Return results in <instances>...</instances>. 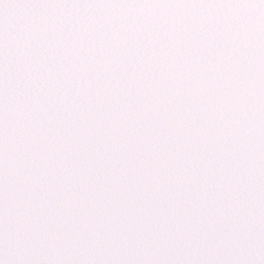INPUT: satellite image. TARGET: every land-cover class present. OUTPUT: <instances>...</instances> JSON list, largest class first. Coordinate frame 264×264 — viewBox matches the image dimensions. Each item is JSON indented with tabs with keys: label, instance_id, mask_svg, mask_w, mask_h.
Instances as JSON below:
<instances>
[{
	"label": "snow or ice",
	"instance_id": "obj_1",
	"mask_svg": "<svg viewBox=\"0 0 264 264\" xmlns=\"http://www.w3.org/2000/svg\"><path fill=\"white\" fill-rule=\"evenodd\" d=\"M0 264H264V0H0Z\"/></svg>",
	"mask_w": 264,
	"mask_h": 264
}]
</instances>
